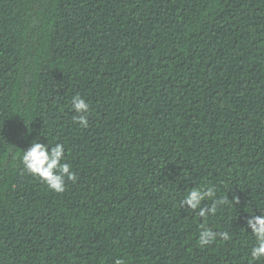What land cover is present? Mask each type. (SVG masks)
<instances>
[{"label":"trees","instance_id":"trees-1","mask_svg":"<svg viewBox=\"0 0 264 264\" xmlns=\"http://www.w3.org/2000/svg\"><path fill=\"white\" fill-rule=\"evenodd\" d=\"M37 137L61 193L21 163ZM209 186L214 216L180 206ZM259 211L264 0H0V264H264Z\"/></svg>","mask_w":264,"mask_h":264},{"label":"clouds","instance_id":"clouds-1","mask_svg":"<svg viewBox=\"0 0 264 264\" xmlns=\"http://www.w3.org/2000/svg\"><path fill=\"white\" fill-rule=\"evenodd\" d=\"M71 107L77 115L73 116V120L79 123L82 127L88 125V111L89 103L80 95L76 94L72 97ZM65 160L64 145L56 143L51 146L47 143H42L37 137L30 143V146L23 151L21 156V163L25 171L33 176L38 177L44 181L47 186L57 192L61 193L65 190V177L69 180L75 179V173L70 171L71 165L62 162ZM217 197V190L213 186L207 188H191L187 191L184 199L180 201V206L185 205L192 211H198L200 217L207 218L209 214L215 215L217 206L226 203V198ZM206 200H212L210 207H201ZM234 202H240L239 197H235ZM202 229L199 232L198 244L203 246L215 241L219 236L223 240H228L229 235L227 231H213V229L206 225H200ZM246 229H251V235L255 237V242L251 247L250 257L252 261H259L264 258V211H259V214L249 216L246 220ZM116 264H123V261L118 259Z\"/></svg>","mask_w":264,"mask_h":264}]
</instances>
